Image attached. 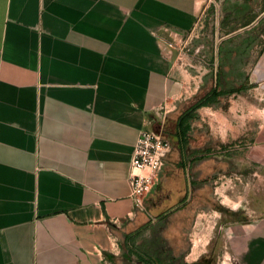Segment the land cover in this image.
I'll return each mask as SVG.
<instances>
[{
	"label": "crops",
	"instance_id": "1",
	"mask_svg": "<svg viewBox=\"0 0 264 264\" xmlns=\"http://www.w3.org/2000/svg\"><path fill=\"white\" fill-rule=\"evenodd\" d=\"M204 2L0 0V264L197 260L186 236L200 201L232 170V143H246L242 116L264 114V0L215 2L218 46L189 39ZM216 84L233 90L221 100L239 122L225 115L218 141L208 121L205 144L172 148L138 207L129 173L141 130H164L182 98ZM255 132L264 150V116ZM262 208L238 264H264Z\"/></svg>",
	"mask_w": 264,
	"mask_h": 264
},
{
	"label": "rangeland",
	"instance_id": "2",
	"mask_svg": "<svg viewBox=\"0 0 264 264\" xmlns=\"http://www.w3.org/2000/svg\"><path fill=\"white\" fill-rule=\"evenodd\" d=\"M217 1L208 2L206 0L204 2L197 26L189 38L191 43L195 39H199L201 43H211V46H218L223 42L225 31L222 19L214 7ZM217 27H219L218 30ZM191 99L182 98L180 104L177 105L173 102V98H169L167 109L176 104L175 109H171L165 118V127L171 139L172 148L178 143L173 136L176 119ZM226 103L228 104L227 101ZM221 104V108H217L209 116L201 115L205 117V120L201 117L197 119L196 123L201 127L195 125L189 137V146L194 140L205 144L210 136H214L207 134L208 121H211L213 127L216 128L213 134H216L218 141L224 135L225 115L228 119L234 118L239 122L241 116L235 113L231 116V112L223 108L225 103L221 102ZM263 116L260 110L242 116L251 121V129L245 136L246 143L243 144L240 141H237V145L232 143L233 147L227 151L235 163L232 164V170L212 177L213 180L206 190V196L200 201V211L196 214L193 225L186 236L189 254L196 233L203 239L206 237L208 239L206 248L198 255L197 260L211 252L216 264H238L237 254L241 240L248 233L251 224L261 215L262 207H264V150L256 145L253 136L256 135V121ZM218 148L223 150V144ZM199 152H208V148L200 147ZM218 166H220L219 163H217V170L222 168ZM227 197L230 202L225 201ZM217 204L223 207L219 208Z\"/></svg>",
	"mask_w": 264,
	"mask_h": 264
},
{
	"label": "built area",
	"instance_id": "3",
	"mask_svg": "<svg viewBox=\"0 0 264 264\" xmlns=\"http://www.w3.org/2000/svg\"><path fill=\"white\" fill-rule=\"evenodd\" d=\"M207 1L214 2L215 0ZM171 150L172 142L162 128L141 130L133 152L129 173L131 196L138 207L145 206L144 196L158 181L159 173Z\"/></svg>",
	"mask_w": 264,
	"mask_h": 264
},
{
	"label": "trees",
	"instance_id": "4",
	"mask_svg": "<svg viewBox=\"0 0 264 264\" xmlns=\"http://www.w3.org/2000/svg\"><path fill=\"white\" fill-rule=\"evenodd\" d=\"M233 90H224L220 88L219 84L211 87L204 94L197 95L193 97L189 104L182 110L175 122V131L174 137L178 141L177 144L180 145L182 150L187 148L189 144V137L193 129V121L199 118L198 109L201 106L213 105L219 106L222 102L221 97L227 94H230ZM165 134L169 137L166 127L164 128ZM170 138V137H169ZM171 140V139H170ZM219 208L223 206L217 204ZM127 240L130 238L129 235L126 236ZM182 264H216L214 256L211 255V252L205 254L201 259H198L194 262H183Z\"/></svg>",
	"mask_w": 264,
	"mask_h": 264
},
{
	"label": "bare ground",
	"instance_id": "5",
	"mask_svg": "<svg viewBox=\"0 0 264 264\" xmlns=\"http://www.w3.org/2000/svg\"><path fill=\"white\" fill-rule=\"evenodd\" d=\"M223 192V191H221ZM225 196V195H224ZM226 202H230L229 198H225ZM193 257H197L205 248L206 245L208 243V239L206 237V239H203L200 235H198L197 233L194 235L193 237Z\"/></svg>",
	"mask_w": 264,
	"mask_h": 264
}]
</instances>
